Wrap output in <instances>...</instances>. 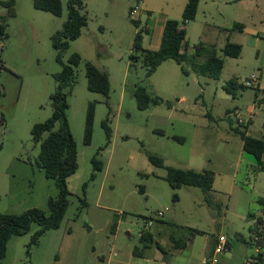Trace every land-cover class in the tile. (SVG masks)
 <instances>
[{"label": "rangeland", "instance_id": "rangeland-1", "mask_svg": "<svg viewBox=\"0 0 264 264\" xmlns=\"http://www.w3.org/2000/svg\"><path fill=\"white\" fill-rule=\"evenodd\" d=\"M185 1L86 0L81 10L86 26L60 54L61 64L52 38L67 20L68 0H60V17L36 9L33 0H13L12 6L10 0H0V30L4 29L0 32V86L4 85L0 89V213L37 208L48 216L49 200L59 197L55 181L47 179L40 166V144L34 142L31 130L53 113L50 96L57 90L55 75L62 65H68L75 53L82 59L64 89L78 153V168L67 178L65 217L36 245H29L39 229L36 223L27 233L11 237L2 264H161L173 246L171 237L191 242L178 254L200 264L194 238L196 244L210 248L220 234L229 239L231 248L216 255L215 263H247L254 251L250 212L260 213L256 206L248 207L249 195L239 200L236 192L242 186L251 194L249 185L255 182L251 165H257L255 157L244 151L241 133L264 139L259 87L244 86L252 76L260 79L264 73V0L258 6L250 0H226L227 7L203 2L195 20L184 26L187 60L182 65L165 61L147 76L143 57L133 48L136 34L142 32L143 49L153 50L164 19L182 21ZM143 2L147 9L132 18L131 9L142 8ZM235 23L246 28L232 31ZM227 42L242 47L238 58L223 53ZM196 46L214 47L224 60L218 79L195 71L194 63L207 59H193ZM87 62L107 72L108 96L88 89ZM231 80L236 87L229 93L225 86ZM137 87L164 103L140 110L134 96ZM90 102L95 103L93 135L92 142L85 144ZM106 119L112 131L109 145L102 125ZM150 154L162 158L164 166L153 165ZM95 156L103 169L91 179ZM170 167L213 172L211 194L221 209L209 207L200 188H173L165 179ZM256 183L258 191H264V174ZM143 232L153 238L147 248H143ZM136 248L143 250V256L133 255Z\"/></svg>", "mask_w": 264, "mask_h": 264}, {"label": "trees", "instance_id": "trees-1", "mask_svg": "<svg viewBox=\"0 0 264 264\" xmlns=\"http://www.w3.org/2000/svg\"><path fill=\"white\" fill-rule=\"evenodd\" d=\"M86 0H68V17L63 23L62 31L56 33L53 38V47L59 52L58 62L61 63L60 54L66 51L69 47V42L78 39L81 36L82 29L86 26V17L81 13ZM34 7L38 10L49 12L57 17L62 15V5L60 0H33ZM200 0H188L185 6L182 21L169 19L164 24V30L161 38L160 47L158 50H145L142 47L143 36L139 31L134 39L133 48L136 52L141 53L144 64L147 67V76H151L156 69L165 61L174 60L182 65L187 60V47L185 24L187 21L195 20ZM9 5H13V0H10ZM137 25V21H134ZM244 24L235 23L232 31H243ZM4 33L3 27L0 30ZM242 47L239 44L227 42L223 53L226 56L238 58L241 54ZM206 56L207 59L202 64L194 63V69L197 73L218 79L224 67V60L217 56L214 47L205 48L196 46V51L193 59ZM82 62L79 54H73L69 59L68 65H62L60 73L55 75L58 82L57 90L50 96L53 106V113L43 123H37L32 127L31 134L35 143L40 144L39 163L44 171L47 179L55 181L60 190L59 197L51 198L48 202L49 215L44 211L34 208L25 211L21 214L0 213V264L1 260L6 255L7 242L13 236H21L27 233L33 223L39 225V229L33 235L30 246L36 245L39 238L48 230L57 229L61 226L69 206L67 178L76 172L78 168L77 162V146L71 134L67 120V100L64 89L70 85L74 78V67H77ZM62 64V63H61ZM2 61L0 60V68ZM87 87L90 91L108 96L110 90L109 76L107 72L99 69L93 63L85 64ZM236 83L231 80L226 84L227 92L232 93ZM2 89V87H1ZM264 91L258 90L257 97ZM134 96L137 100V105L140 110H146L151 104L161 105L164 101L155 97L152 98L147 90L143 87H137L134 91ZM260 103H264V96L260 99ZM95 114V103L90 102L86 115L84 138L85 144L92 142L93 124ZM103 127L106 132L107 144L111 142V127L109 119L103 122ZM59 126L58 129L56 127ZM162 134V132H160ZM243 140V149L245 152L252 154L257 162V165H252L254 180L259 172L264 171V139L248 136L246 133H241ZM178 141H183V138H175ZM150 162L157 166L163 167L164 161L162 158L150 154ZM93 162V174L91 179H94L96 173L102 171L103 163L95 156ZM214 173L211 171L198 172L192 169H178L170 167L166 175V181L170 185L179 189L183 186L200 188L205 195V202L211 208L221 209V205L214 201L211 194L214 183ZM177 200V196L174 197ZM259 203L264 206V198L259 200ZM250 217V216H249ZM141 239L144 242L143 248L149 247V243L153 241L152 235L148 232H143ZM174 250H184L187 248L189 241L176 239L171 237ZM230 246V244H229ZM143 250L136 248L133 255L137 257L143 256Z\"/></svg>", "mask_w": 264, "mask_h": 264}, {"label": "crops", "instance_id": "crops-1", "mask_svg": "<svg viewBox=\"0 0 264 264\" xmlns=\"http://www.w3.org/2000/svg\"><path fill=\"white\" fill-rule=\"evenodd\" d=\"M187 1H185V3H183L184 4L183 5V12H184L185 6L187 4ZM206 1H208V0H200L199 7H198V11H199L200 5L203 2H205L206 4H208ZM210 1H212L211 2L212 4H217V6H219V7L220 6L227 7L229 5V1H226V0H210ZM241 1L243 3H246L247 2L246 0H241ZM250 1L254 2V5H257V6L261 2V0H250ZM146 6H147V4L145 2H143L142 9L143 10H146L147 9ZM197 14H198V12H197ZM169 19L170 18H168V17L164 19L163 25H162V28H161V35L159 37L157 47H154L153 51L159 49L160 43H161L162 34H163V30H164V24ZM173 20H177V19H173ZM263 78H264V73L262 71L261 76H260V84H259V89L261 91H264V83H263L264 81H262ZM1 87H2V89H4V85L3 84H1ZM263 96H264L263 93L259 94V97H258L259 101H260V99ZM260 106L262 107V109H264V103H261ZM0 133H1V130H0ZM261 174H264V171L259 172L256 175V177H255V180H254L255 182L253 184H250L249 185L250 186L249 189L251 188L249 190V192L251 194H247V192H245V191H248V190H246L242 186H240V187L237 186L238 189H239V191L236 192L238 199L240 200V199H243V198H248V195H249L248 207H255L256 206L257 211L260 213L259 215H255L254 213L250 212V218H253L252 220L255 223V226L252 229V237H251V240L252 241L250 243V245L253 246L254 251H253V254L251 255V257L247 260V263L246 264H253L251 262V260L255 257V253H256L257 247L258 246H264V206H262L259 203V200L262 199V198H264V191H258L257 186H256V184H257L256 182L258 181V179H259V177H260ZM214 183H215V178H214ZM214 183H213V185H214ZM233 189H234V187H233V184H232L231 190H230V195H232ZM259 233H260V236L262 238L260 240V243H255L254 242V237L257 234H259ZM220 235H222V234H220ZM196 237L194 238V245H197L196 246V249L199 251V253L197 251V254H198L199 260L201 259L200 264H216V263H213L212 261L214 259H216L215 248H216V245H217V238L218 237H215L214 238V243H212L210 245V248H208L209 247L208 244H207V246H203V245L201 246L200 242H198L196 244ZM227 240H228V243L231 246V243H230V241H229L228 238H227ZM189 245L190 244L188 243L187 248L189 247ZM181 251H183V250H174L173 247H172L171 250H170V252L165 253L166 255L162 259L161 264H197V261H194L192 258H185V257L179 255L178 253H180Z\"/></svg>", "mask_w": 264, "mask_h": 264}, {"label": "built area", "instance_id": "built-area-1", "mask_svg": "<svg viewBox=\"0 0 264 264\" xmlns=\"http://www.w3.org/2000/svg\"><path fill=\"white\" fill-rule=\"evenodd\" d=\"M140 9L142 8L139 5L133 7L130 11L131 17L136 19L137 13ZM259 84H260V79L252 76L250 79L246 80V82L244 83V86L253 88V87H259ZM0 89H1V86H0ZM238 119L241 121L240 117H238ZM162 216H163V213L159 212L158 217H162ZM151 225H152V219L147 223V226L150 227ZM261 238L262 237L260 236V233L257 234L254 237V242L260 243ZM230 248L231 246H229L227 238L224 235L218 236L217 245L215 248V254L216 255L222 254L226 252L227 250H230ZM212 262L215 263L216 259H214ZM251 262L253 264H264V246L257 247L255 257L251 260Z\"/></svg>", "mask_w": 264, "mask_h": 264}]
</instances>
